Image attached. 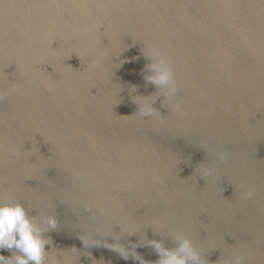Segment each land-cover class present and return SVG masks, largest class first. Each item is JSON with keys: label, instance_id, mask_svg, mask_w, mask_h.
<instances>
[{"label": "water", "instance_id": "water-1", "mask_svg": "<svg viewBox=\"0 0 264 264\" xmlns=\"http://www.w3.org/2000/svg\"><path fill=\"white\" fill-rule=\"evenodd\" d=\"M0 91V200L56 217L44 264H138L104 247L129 242L154 264L145 239L177 233L264 264V0H0Z\"/></svg>", "mask_w": 264, "mask_h": 264}, {"label": "clouds", "instance_id": "clouds-1", "mask_svg": "<svg viewBox=\"0 0 264 264\" xmlns=\"http://www.w3.org/2000/svg\"><path fill=\"white\" fill-rule=\"evenodd\" d=\"M144 57L149 61L143 69L146 73L143 79L146 84H151L157 89V97L174 98L179 87L175 79L174 68L168 57L162 49L151 47ZM90 67L95 69L99 67L98 60H91ZM11 90L9 91L10 94ZM6 93L0 91V99H3ZM155 98V100H156ZM147 104L138 108L136 115L141 118L161 115L153 104ZM172 111L180 115H185V109L180 102L172 105ZM220 162L227 158L226 152L216 153ZM80 175V174H78ZM252 191L245 193V198H251ZM57 219L55 216L42 215L39 222L35 216H30L28 210L21 203H10L0 200V251L10 252V256L0 255V264H44L45 246L51 245L50 238L45 234L55 230ZM175 245L172 248H166L163 241L146 240L144 245L150 246L158 255L154 264H206V259L192 243V241L183 234L177 233L172 239ZM137 243L129 242L127 247L120 243L104 244L119 255L123 260L132 259L138 264H146L140 254L136 252ZM223 264H244V257L235 254L223 261Z\"/></svg>", "mask_w": 264, "mask_h": 264}]
</instances>
